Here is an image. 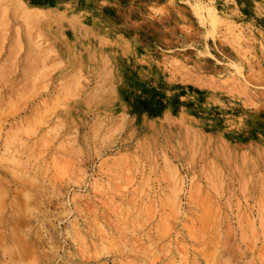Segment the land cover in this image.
<instances>
[{
  "label": "rangeland",
  "instance_id": "obj_1",
  "mask_svg": "<svg viewBox=\"0 0 264 264\" xmlns=\"http://www.w3.org/2000/svg\"><path fill=\"white\" fill-rule=\"evenodd\" d=\"M0 3V264H264V0Z\"/></svg>",
  "mask_w": 264,
  "mask_h": 264
},
{
  "label": "bare ground",
  "instance_id": "obj_2",
  "mask_svg": "<svg viewBox=\"0 0 264 264\" xmlns=\"http://www.w3.org/2000/svg\"><path fill=\"white\" fill-rule=\"evenodd\" d=\"M43 2V1H42ZM1 4V3H0ZM89 4V3H88ZM85 5V4H84ZM38 6V5H37ZM82 6V5H81ZM88 6V5H87ZM36 7V6H35ZM40 7V6H39ZM73 7V6H72ZM91 8V7H90ZM30 9V8H29ZM64 9H66V8H64ZM78 10V9H77ZM69 12H71V11H69ZM87 12V11H86ZM10 19V18H9ZM96 20V19H95ZM63 22V21H62ZM9 25H10V23H9ZM53 27V26H52ZM98 27V26H97ZM100 27V26H99ZM9 28V27H8ZM101 28V27H100ZM93 29V28H92ZM91 29V30H92ZM95 29V28H94ZM96 30H97V28H96ZM112 30V29H111ZM207 30V29H206ZM113 31V30H112ZM20 32V31H19ZM95 32V31H94ZM12 33V32H11ZM100 33V32H99ZM102 34V33H101ZM111 34H113V33H111ZM208 34V33H207ZM71 35V34H70ZM4 36V35H3ZM72 36V35H71ZM223 37V36H222ZM5 38H6V36H5ZM20 38V37H19ZM109 38V37H108ZM215 38V37H214ZM42 39V38H41ZM40 39V40H41ZM3 40V39H2ZM39 40V39H38ZM96 40V39H95ZM226 40V39H225ZM89 41V40H88ZM227 41V40H226ZM86 42V41H85ZM229 42V41H228ZM40 43V42H39ZM87 43V42H86ZM67 44V43H66ZM76 44V43H75ZM264 44V43H263ZM231 46V45H230ZM13 47V46H12ZM22 47H23V45H22ZM78 47V46H77ZM111 47V46H110ZM122 47V46H121ZM206 47V46H205ZM204 47V48H205ZM136 48H138V46H136ZM208 48V47H207ZM243 48V47H242ZM90 49V48H89ZM206 49V48H205ZM68 50V49H67ZM96 50H97V48H96ZM124 50V49H123ZM3 51V50H2ZM10 51V50H9ZM12 51V50H11ZM120 51V50H119ZM213 51V50H212ZM15 52V51H14ZM40 52V51H39ZM43 52V51H42ZM84 52V51H83ZM237 52V51H236ZM73 53V52H72ZM96 53V52H95ZM120 53V52H119ZM134 53V52H133ZM198 53V52H197ZM204 53H205V51H204ZM8 54V53H7ZM6 54V55H7ZM16 54V53H15ZM19 54V53H18ZM30 54V53H29ZM208 54V53H207ZM263 54V53H262ZM4 55V54H3ZM27 55V54H26ZM40 55V54H39ZM131 55V54H130ZM209 55V54H208ZM127 56V55H126ZM26 57V56H25ZM247 57V56H246ZM12 58H15L14 56L12 57ZM126 58V57H125ZM235 58V57H234ZM240 58V57H239ZM262 58H264V57H262ZM30 59H32V58H30ZM214 59V58H213ZM24 60V59H23ZM112 60V59H111ZM143 60V59H142ZM246 60V59H245ZM170 61V60H169ZM237 61V60H236ZM250 61V60H249ZM7 62V61H6ZM14 62V61H13ZM134 62V61H133ZM264 62V61H263ZM118 63V62H117ZM166 63V62H165ZM172 63V62H171ZM217 63V62H216ZM1 64V63H0ZM25 64V63H24ZM170 64V63H169ZM236 64V63H235ZM28 65V64H27ZM46 65V64H45ZM113 65V64H112ZM145 65V64H144ZM225 65H226V63H225ZM238 65V64H237ZM242 65V64H241ZM12 66V65H11ZM156 66V65H155ZM259 66V65H258ZM23 67V66H22ZM183 67V66H182ZM250 67V66H249ZM17 68V67H16ZM259 68V67H258ZM32 69V68H31ZM34 69V68H33ZM74 69V68H73ZM150 69V68H149ZM193 69V68H192ZM247 69V68H246ZM5 70V69H4ZM68 70V69H67ZM187 70V69H186ZM15 71V70H14ZM13 71V72H14ZM23 71V70H22ZM169 71V70H168ZM174 72V71H173ZM7 73V72H6ZM9 73V72H8ZM30 73V72H29ZM29 73H28V75H29ZM92 73V72H91ZM160 73V72H159ZM172 73V72H171ZM179 73V72H178ZM177 73V74H178ZM13 74H15V73H13ZM21 74V73H20ZM173 74V73H172ZM176 74V73H175ZM198 74V73H197ZM7 75V74H6ZM32 75H34V74H32ZM143 75V74H142ZM147 75V74H146ZM168 75V74H167ZM184 74H182V76H183ZM253 75V74H252ZM5 76V75H4ZM26 76H27V73H26ZM151 76V75H150ZM200 76V75H199ZM203 76V75H202ZM223 76V75H222ZM251 76V75H250ZM19 77V76H18ZM29 77V76H28ZM85 77H86V75H85ZM207 77V76H206ZM13 78V77H12ZM65 78V77H64ZM195 78V77H194ZM203 78H204V76H203ZM9 79V78H8ZM20 79V78H19ZM25 79V78H24ZM139 79V78H138ZM184 79V78H183ZM202 79V78H201ZM22 80V79H21ZM141 80V79H140ZM189 80V79H188ZM195 80V79H194ZM2 81V80H1ZM118 81V80H117ZM130 81V80H129ZM187 81V80H186ZM203 81V80H202ZM66 82V81H65ZM140 82V81H139ZM11 83H12V81H11ZM34 83H36V82H34ZM39 83V82H38ZM63 83H64V81H63ZM173 83V82H172ZM5 84V83H4ZM204 84V83H203ZM3 85V84H2ZM18 85V84H17ZM22 85V84H21ZM25 85V84H24ZM35 85V84H34ZM81 85H82V83H81ZM170 85V84H169ZM229 85V84H228ZM23 86V85H22ZM21 86V87H22ZM115 86H116V84H115ZM198 86V85H197ZM209 86V85H208ZM17 87V86H16ZM27 87H28V84H27ZM14 88V87H13ZM218 88H219V86H218ZM225 88V87H224ZM244 88V87H243ZM246 88V87H245ZM262 88H264V87H262ZM16 89V88H15ZM21 89V88H20ZM25 89V88H24ZM23 89V90H24ZM200 89V88H199ZM234 89H235V87H234ZM11 90V89H10ZM9 90V91H10ZM115 90H116V88H115ZM226 90V89H225ZM246 90V89H245ZM18 91V90H17ZM24 91H26V90H24ZM24 91H22V92H24ZM219 91H221V90H219ZM224 91V90H223ZM27 92V91H26ZM229 92V91H228ZM227 92V93H228ZM211 93V92H210ZM220 93V92H219ZM232 93V92H231ZM2 94V93H1ZM118 94V93H117ZM9 95H11V93L10 94H8V98H9ZM31 95H32V93H31ZM145 95V94H144ZM191 95V94H190ZM234 95V94H233ZM189 96V95H188ZM14 97V96H13ZM16 97H17V94H16ZM210 97V96H209ZM239 97V96H238ZM11 98V97H10ZM207 98V97H206ZM211 98V97H210ZM1 99V98H0ZM7 99V98H6ZM17 99V98H16ZM11 100V99H10ZM220 100V99H219ZM248 100V99H247ZM246 100V101H247ZM221 101V100H220ZM242 101V100H241ZM3 102V101H2ZM11 102V101H10ZM119 102V101H118ZM3 103H5V102H3ZM15 103V102H14ZM204 103V102H203ZM253 103V102H252ZM110 104V103H109ZM109 104H107V105H109ZM199 104V103H198ZM205 104V103H204ZM217 104V103H216ZM243 104V103H242ZM152 105V104H151ZM202 105V104H201ZM218 105H220V104H218ZM222 105V104H221ZM2 106H4V105H2ZM10 106V105H9ZM111 106V105H110ZM148 106V105H147ZM207 106V105H206ZM182 107V106H181ZM7 108V107H6ZM207 108V107H206ZM122 109V108H121ZM244 109V108H243ZM105 110V109H104ZM182 110V109H181ZM106 111V110H105ZM113 111V110H112ZM5 112V111H4ZM98 112V111H97ZM183 112V111H182ZM120 113V112H119ZM104 115H106L105 113H104ZM129 115V114H128ZM168 115V114H167ZM99 116V115H98ZM103 118V117H102ZM115 118H117V116L115 117ZM168 118H169V116H168ZM111 119V118H110ZM118 119V118H117ZM175 119V118H174ZM172 120V119H171ZM241 120V119H240ZM114 121V120H113ZM118 121V120H117ZM165 121H167L166 119H165ZM170 121V120H169ZM209 121V120H208ZM224 121V120H223ZM229 121V120H228ZM161 122V121H160ZM194 122V121H193ZM238 123V122H237ZM178 124V123H177ZM181 124H183V123H181ZM228 124V123H227ZM179 125V124H178ZM238 125V124H237ZM240 125V124H239ZM232 127V126H231ZM162 129V128H161ZM187 129V128H186ZM192 129V128H191ZM160 130V129H159ZM161 131V130H160ZM190 131V130H189ZM196 131V130H195ZM131 132V131H130ZM184 132H185V130H184ZM193 132V131H192ZM197 132H198V129H197V131H196V134H197ZM191 134V133H190ZM256 134H259V133H256ZM198 136V135H197ZM196 136V137H197ZM144 139V138H143ZM192 139V138H191ZM152 140V139H151ZM187 140V139H186ZM263 140V139H262ZM153 141V140H152ZM261 142V141H260ZM193 143V142H192ZM197 143V142H196ZM194 144V143H193ZM180 145V144H179ZM138 146H139V144H138ZM192 149V148H191ZM150 150V149H149ZM224 151V150H223ZM193 153V152H192ZM195 153V152H194ZM188 154H189V152H188ZM245 154H246V152H245ZM236 155V154H235ZM238 155H239V153H238ZM243 156V155H242ZM190 157V156H189ZM190 158H192V157H190ZM240 159V158H239ZM245 159H246V157H245ZM252 160V159H251ZM243 162V161H242ZM188 164V163H187ZM211 164V163H210ZM243 164V163H242ZM170 165V164H169ZM209 166V165H208ZM171 167V166H170ZM219 167V166H218ZM218 167H217V169H218ZM234 167V166H233ZM238 168V167H237ZM170 169V168H169ZM212 169H213V167H212ZM236 169V168H235ZM233 170V169H232ZM239 170V169H238ZM205 171V170H204ZM208 171V170H207ZM212 172V171H211ZM241 172V171H240ZM206 173V172H205ZM204 173V174H205ZM214 173H215V171H214ZM232 173V172H231ZM213 174V173H212ZM219 174V173H218ZM240 174V173H239ZM243 174V173H242ZM225 175V174H224ZM206 176H207V174H206ZM213 176H215V175H212L211 177H213ZM209 177V176H208ZM218 177V176H217ZM167 178H168V176H167ZM216 179V178H215ZM223 179V178H222ZM213 180V179H212ZM261 181V180H260ZM259 181V182H260ZM172 183V182H171ZM215 183H217V182H215ZM248 183V182H247ZM219 184V183H218ZM243 184V183H242ZM212 185V184H211ZM210 185V186H211ZM215 185V184H214ZM252 185V184H251ZM216 186V185H215ZM260 186V185H259ZM263 186V185H262ZM220 188H222V187H220ZM261 188V187H260ZM263 188V187H262ZM175 189V188H174ZM218 189V188H217ZM219 190V189H218ZM218 190H217V192H218ZM221 190V189H220ZM240 190H241V187H240ZM259 190V189H258ZM245 192V191H244ZM245 196V195H244ZM263 196V195H262ZM259 199V198H258ZM261 199H263L262 197H261ZM260 200V199H259ZM262 201V200H261ZM263 204V203H262ZM262 206V205H261ZM260 206V207H261ZM208 218V217H207ZM22 219V218H21ZM206 220H208V219H206ZM20 222V221H19Z\"/></svg>",
  "mask_w": 264,
  "mask_h": 264
}]
</instances>
